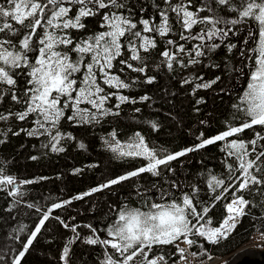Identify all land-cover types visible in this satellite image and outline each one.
<instances>
[{"label":"trees","instance_id":"1","mask_svg":"<svg viewBox=\"0 0 264 264\" xmlns=\"http://www.w3.org/2000/svg\"><path fill=\"white\" fill-rule=\"evenodd\" d=\"M121 2L126 5L122 10L124 14L130 15L133 22H137L136 30L143 27L138 23L141 18L155 17L156 23H159L158 11L168 10L173 32L167 37L145 33L144 35L155 38L157 46L148 53L141 51L142 61L131 59L132 52L127 46L131 38H122L121 43L125 47L122 48L121 56L113 60L114 67L110 74L119 77L128 87L109 86L98 78L104 93L110 94L105 107L113 112L118 111L119 115H109L101 118L99 123L91 124L61 119L58 129L62 137L59 138L57 147L63 148V151L52 150V144L56 142L47 134L28 135L29 131L34 130L37 119L35 114L23 121L15 116L0 121V140L4 141L0 143V177L14 174L17 178L30 181L23 183V191L15 195L9 194L7 184H0V264H14L15 257L23 250L27 239L46 213L49 214V219L21 258V264H65V260L61 258L65 247L69 248L67 264H101L106 255L104 247L90 245L86 240L93 237L92 229L97 230L96 235L101 239L106 238L105 229L114 219V209L125 202H132L134 206L139 204L137 189L151 199H157L160 190L177 200L187 194L193 198L198 211L203 207L209 208L200 224L214 227L223 219L225 204L233 198L235 190L232 188L223 192V187L240 175L239 161L228 155L227 141L242 139L247 142L255 138L256 132L264 135V128L260 126L246 129L226 141H217L205 148L188 152L169 162V165L161 166L159 176L142 173L119 185L83 196L92 188L148 163L145 158H121L112 152L106 141L111 140L110 134L113 132L122 144L140 133L150 148H154L159 156H164L194 147L202 139L214 137L246 119L243 113L234 110L233 105L238 103V97L247 86L253 67V60L249 57L257 54L253 51L257 49L259 41L260 25L256 20L245 18L235 25L221 23L217 27L228 34L216 36L211 41L207 38L203 42L195 39L181 40L180 33L184 30L164 0ZM171 3L173 6L181 3L187 5L188 0H171ZM232 3L238 8L241 0H232ZM206 4H212L216 14L225 20L239 18L238 13L227 7L216 6L214 0H191L189 10L195 11ZM208 14L210 13L206 11L200 13L201 16ZM101 23L102 17L98 15L88 18L86 31H71L76 39H83L104 31ZM207 27L210 26L197 25L191 33L184 34L195 35L201 28ZM169 39L176 41V44H184L186 51L180 53L174 45H168ZM196 44H206L209 47L218 44L219 47L211 50L204 48L205 54L196 57L199 61L196 64L180 68L174 63L173 70L167 69L166 60L161 55L163 51H175L180 59L187 62L191 58L189 51L195 56ZM231 45L235 47L230 49ZM73 58L75 59V54ZM120 60L131 63L133 68L144 65L147 67L141 73L121 64ZM149 77L155 79L148 83ZM217 77L219 80L209 88L196 87L197 84L210 83ZM77 78H80V74H77ZM26 79L24 75L17 77L19 95H22L27 86ZM185 80L190 82L184 83ZM6 88V85H0V89ZM120 96H127L130 101L136 102L121 103ZM144 96L149 99L141 100ZM116 105H119L118 109ZM136 109L140 111L136 112ZM24 110V104L13 102L10 95L0 101V114H7L9 111L20 113ZM66 115H70L68 110ZM153 123L157 125L155 129L152 127ZM52 131L55 133L56 129ZM80 143L85 148H80ZM252 147L249 145V151ZM255 148L256 154L264 151V140H257ZM254 155L249 158H254ZM228 165L232 166L231 170ZM255 174L264 176V172ZM213 176L224 180L225 185L217 187L212 182L213 187H210ZM238 183L239 181H235L236 186ZM222 192L221 199L216 200L215 197ZM236 195H243L255 206L250 205L246 209L248 215L240 219L227 239H221L217 244L190 234L189 238L197 242L191 249L200 258L210 254L225 255L247 241L253 231H264V185L252 186L250 191L245 190ZM77 196L83 198L74 199ZM64 201L71 203L64 204ZM57 203L63 206L52 208ZM209 219L211 224L207 223ZM199 226L198 224L197 228ZM195 231L193 229V233ZM154 251L157 255L163 254L169 263L178 258L174 246H164Z\"/></svg>","mask_w":264,"mask_h":264},{"label":"snow or ice","instance_id":"2","mask_svg":"<svg viewBox=\"0 0 264 264\" xmlns=\"http://www.w3.org/2000/svg\"><path fill=\"white\" fill-rule=\"evenodd\" d=\"M164 3L176 15L177 22L184 32L191 33L197 25L210 26L201 28L199 33L191 36L182 32L181 40L195 39L203 42L206 38L211 41L216 36H226L228 33L217 27L221 23L235 25L245 18L254 19L259 23L258 47L253 50L257 54L255 57H249L253 60V67L248 83L242 95L238 97V103L233 105L234 110L237 113H243L246 119L238 126H231L214 137L202 139L194 147L164 156H159L154 148H150L140 133H136L134 139L122 144L113 132L110 134L111 140L106 141L112 152L117 153L121 158H145L148 163L92 188L83 196L119 185L142 173L159 176L161 166L169 165V162L188 152L205 148L217 141H226L227 138L242 133L246 129H254L256 126L264 128V0H241L238 8L233 5L232 0H214L216 6H225L230 11L238 13L239 18L232 20H225L217 15L212 4H206L192 11L189 10L191 0H188L187 5L181 3L173 6L171 0H164ZM125 8L126 5L121 0H2L0 2V85H6L7 88L0 89V101L10 95L13 102L23 103L25 110L20 113L9 111L7 114H0V121L9 120L13 116L23 121L35 114L37 117L35 123L38 127L29 131L28 135H35L37 132L41 135L47 134L56 142L52 144V150L63 151V148L57 147L59 138L62 137L58 129L61 119L91 124L99 123L101 118L109 115H119L118 111L113 112L112 109L105 107L110 94L104 93L97 74L102 73L103 83L109 86L128 87L119 77L110 75V70L114 67L113 60L121 56L122 48L125 47L121 43L122 38H131L127 45L132 52L131 59L142 61L140 52L148 53L157 46L155 38L144 35L145 33L167 37L173 32L168 10L158 11L159 23H156L155 17L141 18L138 23L143 27L141 30H136L137 22H133L130 15L124 14L122 10ZM205 11L210 14L201 16L200 13ZM98 15L102 17L101 28L105 30L83 39H76L71 30L86 31L88 18ZM167 44L174 45L180 53L186 51L184 44H176L174 40L169 39ZM206 47L211 50L219 45L212 44L209 47L206 44H196L195 56H192V52L189 51L188 55L191 58L187 62L180 59L177 52L168 49L161 55L166 60L167 69L171 71L174 63L180 68L198 63L196 57L203 56ZM232 47L235 45H231L230 49ZM119 62L141 73L145 72L147 67L144 65L133 68V65L126 60ZM77 74H80L79 79ZM20 75L27 77V86L23 89L22 95L18 94L16 87L17 77ZM154 79L149 77L147 82L151 83ZM217 80L219 77L210 83L197 84L196 87L209 88ZM189 82L184 81V83ZM140 99L148 100L149 97L144 96ZM119 100L121 103L136 102L130 101L127 96H120ZM82 104L90 105V107H81ZM115 107L118 109L119 105ZM67 110H71L72 115H66ZM135 111L139 112L140 109ZM48 125L51 127L49 128ZM152 127L155 129L157 125L153 123ZM52 129H56L55 133ZM257 140H264V135L256 132L255 138L247 142L242 139L227 141L228 155L236 157L239 161L240 175L235 177V181H239L238 186L235 181L224 186L225 181L218 180L215 176L209 183L210 187H213L212 182H215L217 187L224 186L223 192L235 189L234 198L225 206L228 214L218 227H206L200 224L209 212V208L203 207L198 211L193 198L187 194L177 200L160 190L158 198L151 199L137 189L139 204L134 206L132 202H125L114 209V219L105 229L106 238L101 239L96 235L97 230L92 229L93 237L87 238L86 243L104 247L106 255L101 264H167L165 256L155 254L154 249L174 246L177 252L183 254L186 249L180 247V243L189 247L197 243L189 238L190 234L202 237L211 244L227 239L236 229L240 219L248 215L246 209L250 205L255 206L252 201L236 193L250 191L252 186L264 185V176L255 174L264 172V151L256 154ZM3 142L0 140V143ZM249 145L253 146L251 151H249ZM79 147L83 149L85 145L80 143ZM253 154H255L254 158H249ZM228 168L231 170L232 166L228 165ZM0 184L12 185L14 178L3 176L0 178ZM17 192H19V186L11 194L15 195ZM223 192L215 199H221ZM83 196H77L74 199H82ZM70 203L71 201H64V204ZM62 206L57 203L53 204L52 208ZM50 212L51 209H49ZM48 219L49 214H44L24 244L23 250L15 257L14 264H21V258L24 257ZM207 223L211 224V220L209 219ZM198 224L199 228H197ZM64 226L68 227L67 224ZM193 229H196L195 233ZM261 236L264 237V233H261ZM109 249L111 251H108ZM192 255L195 256L197 253ZM68 256L69 248L65 247L61 257L65 260V264H67ZM186 259V256L181 255V261Z\"/></svg>","mask_w":264,"mask_h":264},{"label":"built area","instance_id":"3","mask_svg":"<svg viewBox=\"0 0 264 264\" xmlns=\"http://www.w3.org/2000/svg\"><path fill=\"white\" fill-rule=\"evenodd\" d=\"M11 177H13V176H11ZM14 180H15V178H14ZM21 183H22V181L18 180V185H20ZM15 189L16 188H11L9 191V194L14 192ZM21 191H22V189L19 187V192H17V193H20ZM227 214L224 216V218L227 216ZM224 218L222 219V221L224 220ZM220 223L215 227H218L220 225ZM261 233H264V231H253L250 234L248 240L245 241V243H243L240 246V248H243V247L250 245V244H253V243H264V237L261 236ZM181 239H183V238H181ZM180 247H183L186 249L185 253L180 254L178 252L177 260L174 261L173 263H167V264H223L224 260L226 259V257H225L226 255L225 256H219V255H215V254L209 255L208 257H206L204 259H200L197 255H195V256L192 255V253H194V252L191 249V247L187 246L184 243H180ZM181 255L186 256L187 259L184 261H181L180 260Z\"/></svg>","mask_w":264,"mask_h":264},{"label":"water","instance_id":"4","mask_svg":"<svg viewBox=\"0 0 264 264\" xmlns=\"http://www.w3.org/2000/svg\"><path fill=\"white\" fill-rule=\"evenodd\" d=\"M13 187L17 186L14 182ZM264 243H253L238 250L235 255L227 257L224 264H264Z\"/></svg>","mask_w":264,"mask_h":264},{"label":"rangeland","instance_id":"5","mask_svg":"<svg viewBox=\"0 0 264 264\" xmlns=\"http://www.w3.org/2000/svg\"><path fill=\"white\" fill-rule=\"evenodd\" d=\"M110 75H112V74H110ZM112 76H113V75H112ZM97 78H100V79L103 80V74H102V73H98V74H97ZM81 107H90V105L82 104ZM68 113H70V115H72V111H71V110H68ZM37 127H38V126H37L36 123H35V125H34V129H36ZM48 127L50 128L51 126L48 125ZM37 133H39V132H37ZM230 253H231V252H230ZM230 253H229V254H230ZM229 254H227L225 257L227 258V256H228Z\"/></svg>","mask_w":264,"mask_h":264},{"label":"bare ground","instance_id":"6","mask_svg":"<svg viewBox=\"0 0 264 264\" xmlns=\"http://www.w3.org/2000/svg\"><path fill=\"white\" fill-rule=\"evenodd\" d=\"M8 188H12L11 186H8Z\"/></svg>","mask_w":264,"mask_h":264}]
</instances>
